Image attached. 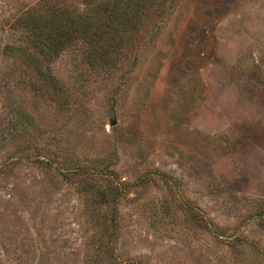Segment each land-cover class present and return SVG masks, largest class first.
<instances>
[{"label":"rangeland","instance_id":"1","mask_svg":"<svg viewBox=\"0 0 264 264\" xmlns=\"http://www.w3.org/2000/svg\"><path fill=\"white\" fill-rule=\"evenodd\" d=\"M46 1L0 0V264H264V0H60L111 39L57 95L1 50Z\"/></svg>","mask_w":264,"mask_h":264},{"label":"trees","instance_id":"2","mask_svg":"<svg viewBox=\"0 0 264 264\" xmlns=\"http://www.w3.org/2000/svg\"><path fill=\"white\" fill-rule=\"evenodd\" d=\"M2 4H4V1ZM1 7L3 6L0 5V10H2ZM68 7L69 6L66 4H60V0H54V2L49 0L42 3L36 2L24 10L22 9L19 13L13 14L12 19L9 21V28H15V21L21 23L20 33L22 37L25 38L24 40L31 41L33 45L37 47V55L32 51L26 50L23 45L19 44L20 42H9L5 45L3 43L1 46L3 52L4 48L9 51H17L16 53L19 54L20 57L34 65L43 82L51 86L56 95L64 91L63 86L54 74H52L48 64H43L42 60L48 56H57L75 40H89L90 33L95 31V27L98 28L96 22L93 23L91 20H88L87 12H80L79 15L75 17V15L72 14L73 12H71L72 9ZM75 8L76 6L73 7V9ZM110 8H114V5H111ZM87 9L93 10L90 12L98 14L99 11L105 10V0H95ZM109 11L111 10L109 9ZM3 22L4 18H0V24ZM104 23L106 28H109L114 24V21L107 20ZM0 31L3 33L4 28L0 27ZM103 31L107 32L104 29H97L95 35L97 34L98 40H96L95 44H91L93 41H88V50L86 51L85 59L89 65H99L105 59V54L107 52L106 48L111 38L107 34H103ZM99 42L104 43L100 45ZM96 46L98 47L94 49ZM60 98L63 99L64 97ZM70 171L69 174L72 175L73 172H79V168L73 167ZM120 188L121 187L118 185H112L110 189L112 194H115Z\"/></svg>","mask_w":264,"mask_h":264},{"label":"water","instance_id":"3","mask_svg":"<svg viewBox=\"0 0 264 264\" xmlns=\"http://www.w3.org/2000/svg\"><path fill=\"white\" fill-rule=\"evenodd\" d=\"M115 123V120L114 119H109V121H108V124L110 125V126H112L113 124Z\"/></svg>","mask_w":264,"mask_h":264}]
</instances>
